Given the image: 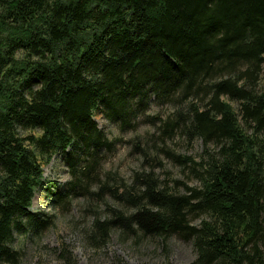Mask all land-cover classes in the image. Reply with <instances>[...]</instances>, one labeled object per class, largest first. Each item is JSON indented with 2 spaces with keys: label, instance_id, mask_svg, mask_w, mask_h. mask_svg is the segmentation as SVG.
<instances>
[{
  "label": "trees",
  "instance_id": "obj_1",
  "mask_svg": "<svg viewBox=\"0 0 264 264\" xmlns=\"http://www.w3.org/2000/svg\"><path fill=\"white\" fill-rule=\"evenodd\" d=\"M263 70L264 0H0V264H18L15 237L48 224L30 211L42 188L118 206L86 229L92 249L117 231L190 242L191 264H264ZM151 104L176 109L161 120ZM95 114L200 141L198 162L166 152L198 186L153 171L100 180L114 142ZM56 156L72 177L61 189L43 178Z\"/></svg>",
  "mask_w": 264,
  "mask_h": 264
},
{
  "label": "rangeland",
  "instance_id": "obj_2",
  "mask_svg": "<svg viewBox=\"0 0 264 264\" xmlns=\"http://www.w3.org/2000/svg\"><path fill=\"white\" fill-rule=\"evenodd\" d=\"M262 83L264 85V70ZM175 109L174 104H151L146 115L166 120ZM94 120L105 137L114 142L113 151L104 153L98 166L100 180L127 183L136 172L153 171L159 177L168 173L169 177L188 187L198 186L191 170L179 166L166 152L190 157L198 162L202 152L200 141L188 143L180 135L161 139L158 130L160 124L154 126L141 115L134 126L126 129L107 122L100 114H95ZM43 178L59 189L72 179L60 156L44 165ZM50 190L55 191L54 186H50ZM92 190H96V185L92 184ZM53 194L45 188L35 192L30 211L46 219L48 224L38 233L30 230L27 234L15 237L14 248L20 251L18 264H65L58 256L63 246L70 250L76 264H113L117 258L125 264H191L195 260L192 244L176 237H171L163 245L156 239L124 238L119 232L113 231L104 248L92 249L86 241L85 231L95 217L104 218L107 207L115 206L111 199L105 197L103 200H94V197L72 193L57 203Z\"/></svg>",
  "mask_w": 264,
  "mask_h": 264
}]
</instances>
